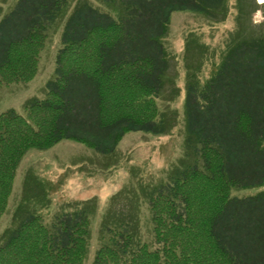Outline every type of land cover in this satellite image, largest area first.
Wrapping results in <instances>:
<instances>
[{
  "label": "trees",
  "instance_id": "16d2710c",
  "mask_svg": "<svg viewBox=\"0 0 264 264\" xmlns=\"http://www.w3.org/2000/svg\"><path fill=\"white\" fill-rule=\"evenodd\" d=\"M229 1L18 0L2 25L19 20L23 27L8 40L0 29V90L36 77L49 30L65 24L45 97L23 113L0 114V219L31 149L71 140L112 155L130 133L172 132L158 102L172 82L173 16L190 13L221 25ZM235 7L238 38L208 79L189 71L186 81L184 147L197 161L149 195L158 247L134 235L130 224H141L134 218L109 221L117 227L104 230L108 239L95 264H264V22L257 35L249 32L246 21L259 5L236 0ZM247 189L259 192L232 195ZM90 227L84 211L61 214L51 225L28 213L0 243V264H84Z\"/></svg>",
  "mask_w": 264,
  "mask_h": 264
},
{
  "label": "rangeland",
  "instance_id": "374dc122",
  "mask_svg": "<svg viewBox=\"0 0 264 264\" xmlns=\"http://www.w3.org/2000/svg\"><path fill=\"white\" fill-rule=\"evenodd\" d=\"M249 1L252 0H246ZM17 2L0 0V29L3 28L1 38L4 40L23 27L19 20L2 25ZM255 2L259 7L251 11L246 24L249 32L257 35L263 29L256 26L264 22V3ZM235 4L236 0L229 1V17L221 25L190 13L173 16L167 51L173 65L170 78L174 85L171 82L167 86L158 102L161 114H169L173 120V131L162 135L130 133L112 155H102L71 140H64L50 149H31L18 167L13 192L0 219V243L28 213L40 215L51 225L61 214L84 211L91 219L84 264H95L98 250L108 239L104 230L109 231L107 228H115V224L121 225L131 218L141 223L133 220L130 224L134 235L150 244L151 249L158 247L150 225L149 195L158 186L168 183L178 168L197 161V157L187 154L184 147L186 81L190 80L189 71H201V79H208L229 42L238 38ZM64 24L65 19L59 20L49 30L36 77L28 83L1 88L0 114L10 110L23 113L31 100L45 97L48 84L56 78ZM176 90L180 92L177 98ZM258 192V189L234 190L232 195L244 198ZM109 221L115 224L109 226Z\"/></svg>",
  "mask_w": 264,
  "mask_h": 264
},
{
  "label": "bare ground",
  "instance_id": "6f19581e",
  "mask_svg": "<svg viewBox=\"0 0 264 264\" xmlns=\"http://www.w3.org/2000/svg\"><path fill=\"white\" fill-rule=\"evenodd\" d=\"M260 3H264V0H258Z\"/></svg>",
  "mask_w": 264,
  "mask_h": 264
}]
</instances>
